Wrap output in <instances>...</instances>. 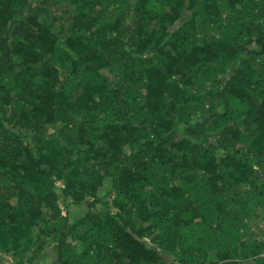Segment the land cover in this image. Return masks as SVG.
Segmentation results:
<instances>
[{"label":"trees","instance_id":"1","mask_svg":"<svg viewBox=\"0 0 264 264\" xmlns=\"http://www.w3.org/2000/svg\"><path fill=\"white\" fill-rule=\"evenodd\" d=\"M261 222L264 0H0L11 264H264Z\"/></svg>","mask_w":264,"mask_h":264},{"label":"rangeland","instance_id":"2","mask_svg":"<svg viewBox=\"0 0 264 264\" xmlns=\"http://www.w3.org/2000/svg\"><path fill=\"white\" fill-rule=\"evenodd\" d=\"M109 189V188H108ZM105 197V200H110L112 199L113 197V192L109 191V190H105V192L103 193ZM64 208V206H63ZM78 209L77 207H72L71 211L72 213H75L76 215V212H78ZM253 231L254 232H258L259 233V237H262L264 236V222H261L258 225H253L252 227ZM15 258L11 257V255H7V254H1L0 253V264H11L13 261H14Z\"/></svg>","mask_w":264,"mask_h":264}]
</instances>
